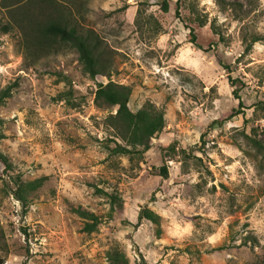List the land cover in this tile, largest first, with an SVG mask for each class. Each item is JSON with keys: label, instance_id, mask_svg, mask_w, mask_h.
<instances>
[{"label": "rangeland", "instance_id": "rangeland-1", "mask_svg": "<svg viewBox=\"0 0 264 264\" xmlns=\"http://www.w3.org/2000/svg\"><path fill=\"white\" fill-rule=\"evenodd\" d=\"M162 1L77 4V20L111 50V74L91 77L69 45L28 49L24 26L40 0H0V90L13 85L0 103L12 166L0 162L3 264H112L115 250L128 264H264V160L244 136L264 140V0H166L167 11ZM109 79L130 87V110L164 112L162 131L133 156L108 149L122 143L106 118L115 107L94 97ZM17 176L46 177L25 213L10 190ZM96 188L122 207L108 216ZM75 207L101 217L94 231ZM143 207L158 226L136 224Z\"/></svg>", "mask_w": 264, "mask_h": 264}, {"label": "trees", "instance_id": "trees-1", "mask_svg": "<svg viewBox=\"0 0 264 264\" xmlns=\"http://www.w3.org/2000/svg\"><path fill=\"white\" fill-rule=\"evenodd\" d=\"M178 1L180 0H176V2ZM40 2L43 9L41 11L39 9L38 13L30 18L29 26H24V29L29 28V32L25 35L29 45L28 49L31 48L33 52H46L56 50L59 46L66 44L77 52L84 72L91 77L97 74L109 76L112 64L111 50L103 46L101 39L94 30L84 28L73 13L75 9L76 13H80L79 9L81 8L77 7V4L82 7L83 0H78V3H75L74 0H40ZM70 3L75 6L74 9ZM160 5L163 11H167L168 3L166 0H163ZM2 30L7 31V27L3 25ZM188 40L199 47L196 44V35L192 28L189 29ZM251 41H257L256 37ZM250 44L246 45V50L250 48ZM12 86L7 85L0 90V103L11 96ZM130 92L131 89L128 85L116 83L110 79L105 84L98 83L95 90L94 99L98 105L115 107V112L108 114L106 118L114 136L122 143L115 141L113 147H108L111 154H130L133 156V154L147 150L150 139L162 131L165 126L164 112L151 103H146L136 111L130 110L128 107ZM241 106L239 102L238 108L234 109L233 114L240 113ZM1 124L2 120L0 119ZM244 136L247 139V145L257 154H260L264 160V140L248 134H244ZM2 137L3 135L0 133V138ZM0 162L6 170L11 169L12 166L8 157L2 152H0ZM159 175L163 178L167 177L166 165L159 168ZM45 179V176H40L31 180H24L17 176L14 180V187L10 188L11 194L21 204L23 213L27 210L29 194L41 187ZM96 189L103 192L108 198L110 205L108 216H111L116 208L122 207L123 200L117 192ZM153 197L151 195L150 200ZM72 210L84 220L82 230L85 232L94 231L101 222V217L93 212L80 207L72 208ZM142 219H147L158 226L160 215L148 207H143L138 212L136 224ZM159 230L157 229V232ZM109 258L112 264H128L124 255L117 250L110 253ZM3 263L4 259L0 257V264Z\"/></svg>", "mask_w": 264, "mask_h": 264}]
</instances>
